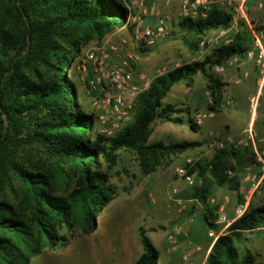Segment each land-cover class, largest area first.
Returning a JSON list of instances; mask_svg holds the SVG:
<instances>
[{"label":"trees","instance_id":"1","mask_svg":"<svg viewBox=\"0 0 264 264\" xmlns=\"http://www.w3.org/2000/svg\"><path fill=\"white\" fill-rule=\"evenodd\" d=\"M127 4L0 0V264H27L44 249H63L76 230L83 236L94 233L97 216L115 198L110 179L120 151L132 153L140 173L147 176L200 147L199 141H148L155 121L181 124L176 115L183 112L190 128L199 130L191 112L162 105V99L174 85L190 86L201 74L209 95L206 108L219 113L226 103L225 84L214 68L252 50L248 27L239 22L228 43L155 76L138 96L130 122L106 136L96 131L94 111L79 102L73 63L81 56L82 44L127 24ZM231 20L228 12L213 9L205 18L179 19L176 26L182 44L194 53L202 38L228 29ZM148 51L138 48V55ZM255 164L253 147L246 144L215 149L210 158L186 165L195 173L190 198L202 204L208 232L220 230L218 207H210L215 188L238 191L247 168ZM14 184L17 190L10 197L6 187ZM262 229L264 203L250 200L226 233L210 238L206 264H255L246 234ZM138 235L142 253L133 264H157V249L142 228Z\"/></svg>","mask_w":264,"mask_h":264},{"label":"rangeland","instance_id":"2","mask_svg":"<svg viewBox=\"0 0 264 264\" xmlns=\"http://www.w3.org/2000/svg\"><path fill=\"white\" fill-rule=\"evenodd\" d=\"M124 1L126 4L128 3L127 7L131 11L130 16H138V14L132 13V0ZM155 2L160 14L171 18V34L155 41L153 47L148 48L149 51L144 56L138 55L139 47L133 39V22L128 19L125 26L105 34L102 39L91 38L82 44L81 56L74 60L75 84L78 89L79 102L86 109L94 111L96 115L95 128L99 133L103 128L111 129L114 122V118L108 112V105L102 104L105 98L108 97L112 100L115 95L114 88L106 80L107 73L113 66L122 67L131 73L133 85L141 87L159 75L162 68L171 69L176 65L191 62L192 58L198 56V50L191 53L180 40V32L176 25L179 22L177 16L181 0H156ZM259 3L261 5L256 8L247 9L248 20L264 30V1L262 3L258 1L257 4ZM147 17L153 16H140V27L146 24ZM153 27L146 25L145 29L141 28V30L145 31ZM234 33V29L230 28L220 38V43H226ZM217 34L215 30L213 34H207L206 37H214ZM93 78L100 79L96 89H91L86 85ZM198 89L199 85L197 84V92L193 97L196 99L194 104L200 103L203 106L205 99ZM167 99L172 100V96L168 94ZM235 104L237 118L246 117L247 103L237 100ZM258 112L259 115H264L263 96ZM103 115L106 118L104 123L99 119ZM220 120L222 121L221 118ZM217 132H211L209 141L216 140L226 146L241 141L240 139L228 141L223 138L224 131ZM203 134L206 133L203 132ZM187 135L194 138V134L191 132H188ZM199 139L202 140V137L199 136ZM156 140L158 139H154L153 135L149 137V142ZM192 152H194V158L191 165L198 158L206 157V155L210 158L213 154L211 148L204 151L203 144ZM205 152L207 153L205 154ZM176 158L172 159L167 166L157 169L156 175H159L161 183L157 190H151L144 187L142 180L144 176L139 171L134 155L120 151L118 163L111 171L110 179L115 189V198L97 216L96 231L89 236H83L76 230L72 235L70 234L69 242L65 248L60 250L44 249L39 255L31 258L27 264H133L142 253L138 235L139 228L145 231L152 245L157 249V264H179L184 252L203 247V245L206 246V241L210 237H207L208 230L203 214L195 213L196 203H186L183 206V203L175 201V195L179 191L183 189L191 191L192 187L177 176L176 168L185 166L187 163L178 161ZM170 167L172 168L168 169ZM6 188L8 195L12 197L17 190V185L14 184ZM222 191L229 192L225 187ZM225 193L223 197L226 195ZM253 197L250 200H253ZM241 201H243L242 198L237 201V204ZM254 203L258 204L259 200H255ZM199 204L203 209L202 204L200 202ZM219 204L220 202L215 201L210 204V207H218ZM64 233L67 232L64 230ZM246 235L248 238L246 247L256 255L255 264H264V229ZM187 247H189L188 250H186ZM188 264H206L205 251L195 250L190 253Z\"/></svg>","mask_w":264,"mask_h":264},{"label":"crops","instance_id":"3","mask_svg":"<svg viewBox=\"0 0 264 264\" xmlns=\"http://www.w3.org/2000/svg\"><path fill=\"white\" fill-rule=\"evenodd\" d=\"M137 1L138 0L131 1V10L134 14H138ZM144 1L146 4H148L149 2L156 0ZM258 1L262 3L264 0H246L247 9L250 10V8H256V6H260V3L257 4ZM146 25L155 26L154 17H147L146 24H143L141 28L145 29ZM214 32L215 31H210L208 34H213ZM217 75L225 84L224 91L226 103L221 111L217 114H214L215 116L213 118L207 119L203 125L199 127L198 131H193L190 128L189 123L187 122L189 116L186 112L176 115L183 120V123L181 124L161 121L153 123L151 135L154 136V139H158L156 141H161L164 143L199 141L203 142L202 144L204 146V151H206V149L209 148L208 143L211 137V132L218 133L217 131H224L223 138L228 141L240 139V142L243 144H250L252 147L256 146L261 149L264 148V115L261 116L258 112L262 96L264 101V71H262L261 67L258 65L256 55H253L252 57L246 56L244 58H234L225 65L223 72L217 73ZM197 84L199 85L198 90L201 91L203 99H205L203 106H201L200 103L194 104L196 99L193 97L197 92ZM168 94L172 96V100L167 99ZM168 94L162 99V105L170 104L174 105L178 109L185 111L188 110L191 112L190 117H192L195 112L204 111L207 109L206 105L209 100V95L206 91L205 80L201 74H197L194 77L190 86H186L184 83H178L174 85ZM237 100L244 101L248 105L246 111L247 115L242 119L237 118V108L235 104ZM260 112L262 113V111ZM188 132L193 133L194 138L188 136ZM203 132L206 134H203ZM199 136L202 137V140L199 139ZM193 150H187L179 154L176 159L181 162L193 160ZM206 153L207 152H205V154ZM206 157L208 158L207 155ZM171 168L172 167L168 169ZM156 171L143 177L142 180L144 181V187L146 189L157 190V187L159 188L158 185L161 183V181L159 179V175H156ZM257 176L258 178L261 177L260 187L251 201L255 202V200H259L258 204H263L264 175L260 173L258 166H251L247 168L246 174L242 180V185L238 191H232L228 189L229 192L225 193L222 191L223 187L215 188L210 202H220L218 205V213L221 209H223L226 217L228 219H232L234 217L235 208L240 204H237V201L241 198L243 200L246 198V190L250 186L251 180L253 178H257ZM224 193L226 195L223 197ZM175 201L178 203H183V206L186 205V203H196L194 208L196 211L195 213L203 214V209L199 202L190 198L189 189H183L182 191H179L175 195ZM216 225L218 229H221V225L217 224V221ZM224 233H226V231L222 233L218 232V235ZM209 241L210 239L206 241V246L203 245V247H197L193 250H188L189 247H187L186 250H188L189 253H193L195 250H204L206 260V257L210 251Z\"/></svg>","mask_w":264,"mask_h":264},{"label":"built area","instance_id":"4","mask_svg":"<svg viewBox=\"0 0 264 264\" xmlns=\"http://www.w3.org/2000/svg\"><path fill=\"white\" fill-rule=\"evenodd\" d=\"M138 16H130L129 20L133 22V39L139 48H151L155 44V41L161 38H165L171 33V18L167 15L160 14L158 11V5L155 1L146 4L144 0L137 1ZM213 9H218L228 12L232 16L231 24L228 29H218V33L214 37H204L199 43L197 57L192 58V61L200 60L209 55L213 48L220 46V38L226 34L229 29H234L235 33L238 31L239 22H243L247 25L252 39V50L247 53L246 56L252 57L256 55L257 63L264 71V30L257 29L248 20V12L246 0H181L178 12L179 19H196L205 18L208 12ZM140 16H153L155 17V26L152 29L141 30ZM234 33V34H235ZM231 40V39H230ZM230 40H227L228 43ZM224 43V44H226ZM228 63V62H227ZM179 65H176L177 67ZM174 68V67H173ZM224 67L217 66L214 68L215 73L223 72ZM170 69L162 68L159 75L166 73ZM106 80L110 86L115 90L113 99L105 98L102 104H107L109 107V114L114 118L111 129L103 128L100 130L101 134L106 136H112L115 130H119L123 125L130 122L133 117L134 109L138 96L144 92L150 82L145 83L141 87L133 85V76L131 73L125 71L122 67L113 66L107 73ZM100 83L99 78H93L89 81V87L96 89ZM96 104V103H95ZM214 113L205 110L195 113L192 116L194 123L199 127L202 126L205 120L212 118ZM100 121L104 123L106 121L105 116L99 117ZM246 145L243 143L231 144L230 146L236 147ZM208 147L214 152L215 149L227 147L224 143L216 140H210ZM255 154V166H258L260 173L264 175V148H258L253 146ZM192 160L186 161V165L192 166ZM185 166L177 167L175 172L177 176L182 179L187 185L193 186L195 184V173H190L189 168ZM260 178H253L250 186L246 190V198L242 204H239L234 211V217L228 219L224 214L223 209L220 210L217 219V224L221 225L220 233L225 232L228 226L241 217L250 202V199L257 193L260 187ZM208 236L212 239H216L219 235L218 232L210 230ZM190 253L184 252L181 256L179 264H188Z\"/></svg>","mask_w":264,"mask_h":264}]
</instances>
